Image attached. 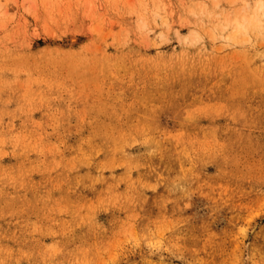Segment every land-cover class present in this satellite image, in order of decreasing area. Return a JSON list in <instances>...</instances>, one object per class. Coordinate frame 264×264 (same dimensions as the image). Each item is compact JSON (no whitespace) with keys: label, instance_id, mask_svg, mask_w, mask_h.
Wrapping results in <instances>:
<instances>
[{"label":"rangeland","instance_id":"obj_1","mask_svg":"<svg viewBox=\"0 0 264 264\" xmlns=\"http://www.w3.org/2000/svg\"><path fill=\"white\" fill-rule=\"evenodd\" d=\"M0 264H264V0H0Z\"/></svg>","mask_w":264,"mask_h":264}]
</instances>
